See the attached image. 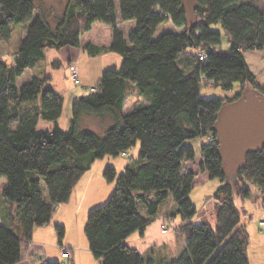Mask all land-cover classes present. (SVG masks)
<instances>
[{
	"label": "trees",
	"instance_id": "obj_1",
	"mask_svg": "<svg viewBox=\"0 0 264 264\" xmlns=\"http://www.w3.org/2000/svg\"><path fill=\"white\" fill-rule=\"evenodd\" d=\"M196 19L188 20L184 9L169 0H67L60 13L40 11L24 27L26 13L36 10L35 0H0V40L13 46L15 32L23 26L12 49L14 62L0 57V180L9 184L0 192V264H16L35 227L51 223L56 207L70 200L80 178L105 156L127 155L140 142L136 158L124 172L106 167L104 177L114 188L108 201L91 210L85 225L89 248L100 264H243L249 234L238 207L234 188L227 182L219 153L215 123L225 103L241 98L245 91L264 95L245 53L264 51V7L255 0H198ZM135 20L129 35L118 20ZM179 32L168 31L155 39L156 28L166 19ZM10 19L13 23H10ZM97 21L111 26L109 45L88 43L90 56L114 52L120 67L107 68L88 93L72 103L67 129L59 125L64 95L49 85L52 68L48 50L81 47V37ZM225 38V44L223 41ZM197 51L205 54L200 59ZM72 67V66H71ZM31 78L18 85L25 71ZM233 97L201 96V85L231 90ZM247 88V90H246ZM136 105L125 112L128 98ZM87 117L108 120L103 132L89 129ZM41 121L54 124L38 131ZM205 138L199 168L222 185L215 193L219 209L214 226L195 224L196 208L189 193L195 176L188 163L195 148L188 141ZM48 163L46 172L30 170V157ZM237 196L245 202L248 191L254 199L262 194L264 206V148L249 153L236 173ZM51 187V200L35 195L33 184ZM251 191V192H252ZM172 206L161 215L160 206ZM180 218L176 226L182 250L178 254L159 248L141 252L126 239L156 219ZM60 243L65 227L57 225ZM64 263V262H63ZM48 261L44 264H63ZM69 264H73L70 260Z\"/></svg>",
	"mask_w": 264,
	"mask_h": 264
},
{
	"label": "rangeland",
	"instance_id": "obj_2",
	"mask_svg": "<svg viewBox=\"0 0 264 264\" xmlns=\"http://www.w3.org/2000/svg\"><path fill=\"white\" fill-rule=\"evenodd\" d=\"M169 1L176 8L181 5L180 0H169ZM115 2L117 5L118 15H119L118 0H115ZM258 4L260 5V3ZM120 23H121L120 29L125 33L126 36L136 26L135 20L120 21ZM106 25L109 26V24H107L106 22L97 21L95 23V29L92 32H86L85 34L82 35L81 37L82 44L85 45L89 41L95 39L100 43L106 44L110 37V35H108V32L112 31L110 29L111 26L107 27ZM100 30H102V32ZM181 30L182 29H178L176 26H174V24L168 18L156 28L154 38L157 39L163 33L168 31L179 32ZM223 41L225 44V38H223ZM1 43L7 45L6 41H1ZM65 48H67L69 52L76 51L75 53H77V51L80 52L81 50V47H79L80 50L79 48L76 47H65ZM65 48L61 50L50 49L48 50V54H47L48 63H51L56 59H59L64 63V65H62L60 68H52L51 70L52 79L49 81L50 86H53L57 91H59L64 95V109L62 116L59 119L60 126L63 129H67L69 127V123L72 117L73 101L79 96H82L88 93L91 89H93V84L97 83L100 80L99 78H101L102 72L105 70L103 65L101 64L100 61L101 58H98L96 56H90L86 51L84 52L83 56L79 59L78 63H76L74 60L73 62L75 63H73V65H70V62L68 60L69 58H66V56L64 55V52L66 51ZM70 49H76V50H70ZM0 53L3 54L5 52L0 49ZM3 56H4V60L8 64L13 63L14 59L11 56L9 50L8 53L6 55L3 54ZM245 56L247 57L250 66L255 71L258 81L264 85V51L250 50L245 53ZM71 66H73L77 71L79 78V81L77 83L73 77ZM31 75H32L31 71L29 70L25 71L24 74L18 78V85H21L26 81H28L31 78ZM241 89L242 87L239 83H236L231 90H224L221 87H212L209 85L202 84L200 88V92H201V96L205 98L233 97L237 93H239ZM256 93L257 92H255V94ZM257 95L261 96L259 92L257 93ZM134 104H135V98L132 97L128 98L124 108L125 112H129L130 110H132L134 108L133 106ZM84 121L87 124L86 127L101 133L103 132L102 128H104L105 126H107L106 124H108V120L104 122V120L100 121L94 117H87ZM47 127L48 129L54 128V124L49 121H41L38 125V131L48 130ZM205 141H206L205 138H197L188 141L189 144H191L196 151L195 160L188 163L189 170L195 172V176L193 179L189 196L196 208V213L192 217L191 221L195 224L205 223L214 226L216 223V216L219 209V203L215 198V193L220 187V185H222V182L219 178H211L208 172H203L199 168V162L201 160V155H200L201 145ZM139 147H140V142L138 141L137 144L130 151V153L125 156H109V155L106 156V159L109 158L114 159V161L116 162L118 168L117 170L118 176L124 172L122 171V165L126 161H128L130 157L138 156ZM227 182H230L232 184L235 192L234 198L236 205L238 207H241L242 205L241 200L237 196V190L240 186L237 176L235 174L229 175ZM0 184H3L1 185V187L8 185L9 184L8 179L4 178L3 180H1ZM260 199H262V194H260ZM253 202L245 201V207H248L247 209L249 211L247 213H244L243 210L241 216V223L249 225L251 234L254 228L253 223L254 221L258 220V218L256 219V215H255L256 201ZM170 204H171V200H166L160 206L162 212L168 210L170 208ZM179 222H180V218L178 217L174 218L173 225L176 226V223ZM161 225H162L161 219L154 220L150 224L146 225L148 226L147 227L148 231L146 235L147 242L141 240L140 238L139 242L141 244L140 245L141 248H145V246L148 243H154L157 246L167 244L169 247L173 249L177 248V245H180V242L176 237L175 231L173 229H169L167 232H163ZM262 233L264 234V232ZM148 251H149L148 248L144 250V252H148ZM243 264H264V245L260 247L255 245V243H252L249 247L247 257L243 259Z\"/></svg>",
	"mask_w": 264,
	"mask_h": 264
},
{
	"label": "crops",
	"instance_id": "obj_3",
	"mask_svg": "<svg viewBox=\"0 0 264 264\" xmlns=\"http://www.w3.org/2000/svg\"><path fill=\"white\" fill-rule=\"evenodd\" d=\"M66 3L67 0H35L36 10L33 12V14L26 13L24 15L23 26L25 27L29 23L31 18L34 15L38 14L40 11H50L52 13H60L64 9ZM255 3L257 5H259L258 3H260L261 6L260 5L259 6L264 7V0H255ZM120 21L121 20L119 18L118 20L119 27H121ZM10 23L11 24L13 23L12 19H10ZM23 26L20 27L19 29L17 28V30H20L19 33L22 32ZM106 26L110 27V25L109 26L106 25ZM94 29H95V24L93 25L92 30L89 32H92ZM100 31L102 32V30ZM17 33L18 32H15L14 34L15 35L14 40L12 41L13 46L10 45L9 43L5 45L1 43L2 40H0V49L5 52L3 53L4 55H6L9 50L11 56L13 57L12 49L13 47H15L16 45L15 43L17 42V38H18L17 36L19 34ZM108 35H110V37L106 44L100 43L96 41V39L91 40L88 43H94L97 45H109L113 39L112 31L108 32ZM81 45H82L81 50L79 48L80 52L77 51V53H75L76 51L69 52V50L65 48L66 51L64 52V55L66 56V58H69L68 60L70 62V65H73V63L75 62L78 63L79 59L83 56L85 49H83L84 45L82 44V41H81ZM70 50H76V49H70ZM3 54L0 53V57L4 59ZM96 57L101 58L100 61L104 69L111 67H120L122 63L121 56L114 52H108ZM74 60L75 62H73ZM250 68L252 72L255 74V71L252 69L251 66ZM257 82L263 85L261 82L258 81V79ZM95 85L96 83L93 84V87ZM135 105H136V100L133 106ZM45 149H46L45 147L42 148L40 147L36 149L33 155L30 157V170L40 173L41 176L46 172V169L48 167V163L39 156V153H41ZM120 156H125V155H120ZM132 158H136V157L133 156ZM128 163L129 160L122 165V171L125 170ZM108 166H113L114 168H116V170H118L117 164L114 161V159H110V158L106 159V156L100 159L99 161L97 160L93 164L92 168L89 171H87L75 185L70 200L67 203L61 204L56 207L51 223L42 227L34 228L32 233V238L29 241H27L22 247L20 260L16 264H42L35 258L36 255L45 256L48 258V261L63 263L62 253H64L65 251H68L70 253L71 255L70 260H73V264H99V261L96 260V258L90 251L89 242L85 234V225L91 210L105 204L112 194L114 183H109L103 174L104 170ZM4 178H2L1 180H3ZM1 185L3 184H0V192H2L3 189L6 188L7 186L5 185L1 187ZM33 189L36 196L46 201L51 200V194H52L51 187L45 182H43V180L35 182L33 184ZM247 194L248 195L245 200L246 202L256 201L255 215H256V219L258 218V220L254 221L253 223L254 228L252 234L250 232L249 225L244 224L249 234V246H248V250H249V247L252 243H255V245L260 247L264 245V234L262 233L264 231H262L261 228H259L260 227L259 221L264 220V206L262 205V201L260 198L254 199L253 191L252 192L248 191ZM241 203L245 207V202L244 203L241 202ZM171 206H172V202L170 204V208ZM247 208L248 207H245L244 213H247L249 211ZM164 212H162L161 215H163ZM1 223H2V218L0 214V224ZM179 224L180 222L176 223V226ZM57 225H62L65 227V235L61 243L59 241L58 231L56 229ZM147 227L148 226H144L140 228L130 237H128L126 239V244L129 245L130 247L137 248L141 252H144L146 248L148 249L159 248L162 250H167L168 252L174 254H178L182 250V246H181L182 244L177 245V248L175 249L169 247L167 244L157 246L154 243H148L145 246V248H141L139 239L141 238V240L147 242L146 241L147 240L146 235L148 231Z\"/></svg>",
	"mask_w": 264,
	"mask_h": 264
},
{
	"label": "water",
	"instance_id": "obj_4",
	"mask_svg": "<svg viewBox=\"0 0 264 264\" xmlns=\"http://www.w3.org/2000/svg\"><path fill=\"white\" fill-rule=\"evenodd\" d=\"M180 4L186 18L194 21L198 0H180ZM255 92L247 90L238 100L225 103L218 112L215 131L228 176L236 175L249 153L264 148V95Z\"/></svg>",
	"mask_w": 264,
	"mask_h": 264
},
{
	"label": "built area",
	"instance_id": "obj_5",
	"mask_svg": "<svg viewBox=\"0 0 264 264\" xmlns=\"http://www.w3.org/2000/svg\"><path fill=\"white\" fill-rule=\"evenodd\" d=\"M197 53L200 56L201 60H203L205 58V54L200 53L199 51H197ZM71 69H72L73 77L77 83L79 81L77 71L73 66L71 67ZM161 221H162L161 227H162L163 232H167L169 229H173L174 231L177 232L176 226L173 225V222L171 219L162 218ZM259 225H260L261 230L264 231V220L260 221ZM35 258L42 264L48 262V258L45 256H42V255H36ZM62 259L64 262L63 264H69L70 259H71L70 253L68 251H65L64 253H62ZM99 264H100V262H99Z\"/></svg>",
	"mask_w": 264,
	"mask_h": 264
}]
</instances>
